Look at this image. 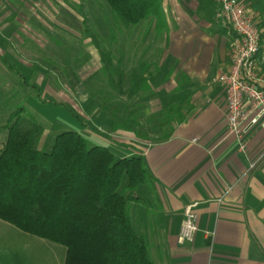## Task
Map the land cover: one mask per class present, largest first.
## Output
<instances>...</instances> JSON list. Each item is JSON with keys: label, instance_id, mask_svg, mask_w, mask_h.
<instances>
[{"label": "crops", "instance_id": "crops-1", "mask_svg": "<svg viewBox=\"0 0 264 264\" xmlns=\"http://www.w3.org/2000/svg\"><path fill=\"white\" fill-rule=\"evenodd\" d=\"M253 1L264 79V8ZM216 9L211 0H162L160 14L128 37L135 65L127 71L142 65L148 87L127 93V109L150 117L172 108L170 128L144 126L140 138L127 131V143L116 141L127 157L142 156L152 177L131 209L152 264H264V130L250 134L247 155L227 133L226 95L215 80L227 71L232 34ZM251 161H258L252 169ZM188 205H195L198 232L192 244H179ZM2 223L0 244L5 232L17 236Z\"/></svg>", "mask_w": 264, "mask_h": 264}, {"label": "trees", "instance_id": "trees-1", "mask_svg": "<svg viewBox=\"0 0 264 264\" xmlns=\"http://www.w3.org/2000/svg\"><path fill=\"white\" fill-rule=\"evenodd\" d=\"M79 1L82 7L83 0ZM104 1L115 22L128 29L156 18L162 4V0ZM84 33L100 53L103 66L110 69L111 54L101 50L97 33L93 29ZM141 66L127 71L129 98L147 90ZM110 82L113 84L112 79ZM91 99L111 117L114 130L133 132L139 138L144 126L162 129L173 123L170 107L150 117L127 109V117L119 119L111 112L114 105H103L94 96ZM82 127L97 130L92 122L82 123ZM4 129L6 140L0 148L1 221L64 246V264H152L146 241L135 230L131 217L132 206L143 200L140 191L152 179L142 156L116 159L109 148L91 146L87 138L74 131L58 134L51 151L43 152L39 145L45 128L22 106L11 113Z\"/></svg>", "mask_w": 264, "mask_h": 264}, {"label": "rangeland", "instance_id": "rangeland-1", "mask_svg": "<svg viewBox=\"0 0 264 264\" xmlns=\"http://www.w3.org/2000/svg\"><path fill=\"white\" fill-rule=\"evenodd\" d=\"M253 3L264 8V0ZM80 4L79 0H0V148L8 118L22 106L45 128L39 145L43 152L51 151L58 134L74 131L91 146L109 148L116 159L127 157L125 147L116 144L127 143V131L114 130L111 117L91 97L114 105L111 112L117 118L127 117V70L135 65L128 37L138 36L147 25L120 26L104 0ZM87 29L97 33L101 50L111 54L110 69L86 37ZM88 122L97 130L82 127ZM2 224L17 236L3 234L0 264H64V246Z\"/></svg>", "mask_w": 264, "mask_h": 264}, {"label": "built area", "instance_id": "built-area-1", "mask_svg": "<svg viewBox=\"0 0 264 264\" xmlns=\"http://www.w3.org/2000/svg\"><path fill=\"white\" fill-rule=\"evenodd\" d=\"M211 1L217 6L216 21L232 34L227 71L215 82L223 87L226 95L227 133L237 140L239 151L247 155L250 134L264 130V79L257 72L262 32L248 0ZM257 164L258 161H251L250 168ZM194 207L184 208L179 244L194 242L198 232V215Z\"/></svg>", "mask_w": 264, "mask_h": 264}]
</instances>
